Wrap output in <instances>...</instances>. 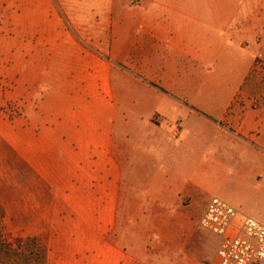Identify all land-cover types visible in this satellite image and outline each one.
<instances>
[{
    "label": "crops",
    "instance_id": "crops-1",
    "mask_svg": "<svg viewBox=\"0 0 264 264\" xmlns=\"http://www.w3.org/2000/svg\"><path fill=\"white\" fill-rule=\"evenodd\" d=\"M118 1L98 18L105 5L90 0H0L15 39L0 153L14 154L18 210L50 236L44 264H214L216 252L177 255L188 197L223 169L201 149L239 155L262 184L247 216L264 224V0ZM149 99L158 110L138 114ZM152 159L163 166L148 176Z\"/></svg>",
    "mask_w": 264,
    "mask_h": 264
},
{
    "label": "rangeland",
    "instance_id": "rangeland-1",
    "mask_svg": "<svg viewBox=\"0 0 264 264\" xmlns=\"http://www.w3.org/2000/svg\"><path fill=\"white\" fill-rule=\"evenodd\" d=\"M90 1L103 3L105 5L106 9L101 8L102 11L98 12V18L101 17L102 14L107 17V8L112 2L116 5V12L118 11L117 7L120 5L118 0ZM124 2L127 8L133 7V4H142L144 0H124ZM60 12L63 17H69L65 15L62 10H60ZM77 12L78 11L73 10L72 17H80V13ZM84 12V17L94 18L96 16L91 9ZM109 16H111L110 13ZM0 34V114H5L9 122L8 124H10V121L15 118L14 101L6 104L2 103V101L4 99V93L9 91L13 84V81L9 79L12 75H9L6 71H10L11 68H14V54H10V47L14 45L15 39L14 36L11 37V35L7 34V27L0 26ZM247 45L249 46V42H247ZM263 69L264 63L260 61L256 70L263 73ZM7 74L9 76H7ZM143 92L144 91H142V93ZM132 94L134 95V93ZM137 98V95L134 97L132 96L131 100H133L134 104L138 105ZM157 108V101L149 99L148 105L146 107L137 108V112L142 116L150 117ZM209 149L210 151H206V148L201 149L200 162L204 163L206 159L214 158L217 159L218 162H221L220 164H222L223 169L210 170L209 177H205L204 174H201V183L205 185L206 191L198 192L188 197V206L184 209V216L181 219L180 225V232L183 237L181 243L183 242L184 247L177 252L178 257H182L184 260L202 254L207 262H211L219 246V239L199 226V219L210 200L213 198L221 199L236 210L250 216L252 210L256 209L257 211V208L260 207L261 196L260 191H257V182L251 180V184L253 185H250L248 179L244 175L239 155H228L227 153L215 151V149ZM174 155L176 156L175 153ZM164 158L168 168L176 172V166L178 164L176 159L173 160V157L170 155ZM161 166H163L161 159H152L146 164L143 172H146L148 176H153L156 173L160 174ZM141 182L143 183L144 180H141ZM261 186L262 184H259V187ZM152 188L153 191L159 192V186L152 185ZM18 208L19 204L16 201L15 191L14 154L8 150L7 154L3 152L0 153V264H44L42 260L45 250L42 246H46L50 236L48 234H40L39 237L32 236L33 219L31 217L22 218ZM128 220L129 219H121V222L127 223ZM140 220L143 221L141 225L148 229L154 225L157 219H130L136 226V222ZM151 232L152 230L150 229L148 230V234L144 235V238H148L149 243L152 241ZM131 242L135 244L138 241L136 242L134 238L133 241L130 239L129 243Z\"/></svg>",
    "mask_w": 264,
    "mask_h": 264
},
{
    "label": "built area",
    "instance_id": "built-area-1",
    "mask_svg": "<svg viewBox=\"0 0 264 264\" xmlns=\"http://www.w3.org/2000/svg\"><path fill=\"white\" fill-rule=\"evenodd\" d=\"M199 226L219 239L214 264H264V224L225 201L210 200Z\"/></svg>",
    "mask_w": 264,
    "mask_h": 264
},
{
    "label": "trees",
    "instance_id": "trees-1",
    "mask_svg": "<svg viewBox=\"0 0 264 264\" xmlns=\"http://www.w3.org/2000/svg\"><path fill=\"white\" fill-rule=\"evenodd\" d=\"M35 243V242H34ZM42 261H45V256L43 257V260Z\"/></svg>",
    "mask_w": 264,
    "mask_h": 264
}]
</instances>
